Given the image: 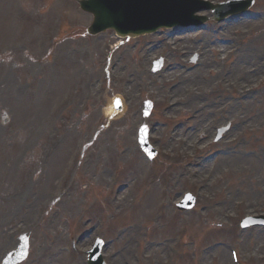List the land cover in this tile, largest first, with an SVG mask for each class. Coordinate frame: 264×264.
Instances as JSON below:
<instances>
[{
    "label": "rangeland",
    "instance_id": "obj_1",
    "mask_svg": "<svg viewBox=\"0 0 264 264\" xmlns=\"http://www.w3.org/2000/svg\"><path fill=\"white\" fill-rule=\"evenodd\" d=\"M43 1L45 2V0L40 2L43 3ZM4 5L6 6L4 10H9L14 6V4ZM2 8L0 7L1 10ZM58 11L56 13L60 16L52 21L56 23V26L45 27L40 39H44L48 43V35L51 32H54L52 35L57 34L58 37L66 39L74 35L69 42L71 44L72 40L85 34L86 22L77 17V14L74 16L72 12L66 14L62 9ZM256 12L259 14L253 15ZM13 14L12 19L14 18ZM245 14L251 19L242 18L232 23L228 21L221 23L220 27L215 29L211 24L206 23L208 30L187 31L181 35L178 34L175 37L177 40H174L175 45L183 42L179 46L188 45L186 47L191 49L189 52H198V48L191 47L194 45L192 41H205L207 36L208 40L211 38L214 43L217 40V46L220 48L218 58L223 62L222 55L230 48L233 41H238L240 48L243 44L249 43L253 54H256L257 61L260 62L264 58V41L254 42L252 38L257 35L258 30L264 35V26L260 27L264 23V0H254L251 8ZM5 16L10 19L8 12L5 13ZM243 19L253 20L254 24L244 27L241 24ZM228 27L232 32L230 31V35L224 38V33L227 32ZM219 28L220 30H218ZM30 37L33 39L28 44L21 45L19 35L5 30L4 27L0 28V89L6 94L4 99H0V259L5 253L15 249L19 236L25 233L29 236L30 252L28 258L20 264H82V261L73 262L76 255L73 257V255H65V253L60 252V247L63 246L66 238L67 240L74 239L75 236H81L82 233L89 231L91 234L86 235L82 242L81 240L78 242L79 253L85 248H89L93 236L97 234L95 232L96 225L99 220H103L105 223L101 230L102 233H100L104 240L108 241L104 247V253L109 259L111 257L114 259V255L118 254L119 264L126 262L132 264L129 257L133 254H139L141 257L149 240H161V246L165 248L168 237L175 235L185 217L187 225L186 244L179 247L177 251H172L175 258L171 264H232L228 252L229 246H236L237 248L239 246L242 264H264V227L262 229L261 227L248 228L242 232L237 227L239 218L244 215L264 214V176L254 173V179H252L244 171L245 166L248 165V160L261 158L251 156L252 151L256 155L260 152L263 153L264 83L248 96L253 107H257L260 101L263 102L261 110L254 113V108L240 106L241 112L246 113L245 115L242 117L238 114L235 117L228 116L232 109L236 110V104L241 101L234 103L226 112L220 110L221 104L225 101L222 98L223 94H236L250 84H255L256 78L263 74V66L259 68L255 61H248L246 64L250 78H246V83L235 88L230 87L233 86L232 84L224 87V80L228 77L229 70L218 73L217 77L220 78V82L223 81V85L216 88L217 92L207 95V99L213 100L212 108L200 109V112L197 110L199 114L196 121L199 124L200 121L209 124L211 115H218L222 118L220 122L213 123L208 127V135L212 137L210 139L203 137L201 140L203 141V144H200L202 154H195L202 163L197 173H192L188 169L186 177L178 178L177 173L182 170L181 165L187 162L186 157H191L190 154L193 153L192 147L190 145L184 147L183 143L175 146L174 143L168 142L167 131L162 127L156 128L152 132L150 139L152 138L155 146L159 149L155 164L159 163L160 167L165 168L163 172L158 174V177L159 175L161 177L154 181L145 167L147 164L137 150L136 144L134 143L133 146L132 135L135 130L130 131L133 126L130 129H126V127L122 129L121 127V123L127 120V116L118 120H115V117L110 118L103 111L107 107L106 103L103 102L99 105L95 104L93 108L90 107L86 114L77 108L78 97L81 95L76 94L83 92L81 82L85 78L86 69L94 71L96 75L98 73V70L95 71L96 69L92 66L93 61L85 56L86 50L90 48L89 44L84 45L83 56L74 54L65 63L62 57L56 58L52 51L47 52L49 45L39 43V37ZM155 38L159 40L160 36ZM142 40L143 38H141V42ZM74 43L76 44V42ZM119 50L120 56L117 60L120 57L122 60L126 59L133 51L132 48H128L127 44ZM194 52L184 58L185 65L191 64L190 59ZM89 54H92L91 50ZM236 54L226 57L224 60L226 65L233 66ZM147 61L149 60H146V67L144 68L148 73L150 72V62L147 63ZM199 62H203V60L197 61V63ZM204 66L206 63L198 67L196 76V79L201 81V88L209 86V81L205 79ZM65 68H68L69 73L64 71ZM114 71V81L107 84L110 87L107 101L115 94L121 95L125 92L124 81L119 78L120 75L125 80L128 79L127 77L134 79L132 77L134 70L126 69L125 64L116 65ZM200 71L202 74L198 77ZM234 75L231 73L229 77ZM66 76L72 77L70 82L73 80L77 82L72 85L70 93L68 91L69 82L67 85L61 86V81ZM93 78L96 77L92 73V84L95 82ZM159 78L158 75H155L152 80ZM200 81L192 82V85L197 82L200 83ZM58 83L60 87L55 91ZM9 86L12 87L9 93H13L17 86H21V96L25 97L22 99V104L15 105L12 103L15 99L14 96L7 97ZM148 88L150 90L154 88L155 91H161L162 94L170 86L163 85L160 89L157 82L150 81ZM59 90L62 91L60 95L58 94ZM62 94H68L71 97L76 95L74 108H70L71 112L75 114L66 113L63 115L61 113L56 121L61 122L66 118L69 122L68 125L63 126L60 122L56 124V121H52L48 125L50 127L48 130H56L59 125L62 132L70 129L71 132L74 130L76 133L68 143L63 136L60 145L51 155L52 157L50 156L48 161L41 163L37 157H40L41 152H46L53 146L51 142H47V139L44 141L35 140L36 132L39 129H46L47 126L45 120L39 122L40 119L37 118L38 105L33 99L37 100L40 97L45 99L43 104L46 105L45 111H48L53 104L59 103L58 98ZM144 94L150 97L154 95ZM188 96L189 93L183 89L177 95L180 99ZM124 101L126 103L133 102V100L129 101L128 99ZM133 103L138 107L140 106L137 98ZM164 104H166L165 101H158L156 108L153 109L148 118L150 123L166 122L168 127L174 123H185L187 131L190 132L191 140L196 142L204 136L201 124L197 131H190L193 124L187 120L190 112H184V115H177L171 119L159 116L160 108L164 107ZM20 109L21 111H19ZM120 116H116V118ZM222 119L224 121L231 120V129L224 134L221 140L214 141L213 130L219 125L226 124ZM106 125H111V127L103 133L102 130ZM23 126L26 130H21ZM181 132L184 131L181 130ZM200 133L202 136L198 140L197 134ZM66 137H69V132H67ZM120 138H123L124 141L122 142ZM79 143L85 146L78 165L79 168L69 182L68 194L63 196L64 198H58L55 183L62 177L60 173L70 151ZM233 148L249 151L247 152L249 156L240 153L230 156L231 158L227 160L218 159L219 151ZM81 153L82 151H80ZM8 162L9 168L13 163L18 162L13 172L3 169L4 164ZM54 163H60V168L55 173L52 172L55 167ZM31 165L35 167L34 171L32 168L29 169ZM167 177L171 183L176 184L174 191L178 194L184 189L196 193L195 186L191 182L201 183L203 187L202 198L197 196V202L194 208L190 210L191 212L175 215L170 212L173 219L167 222V218L163 224H156L152 217L154 216V208L159 202L158 185ZM86 182L89 183V186L85 184ZM118 186L121 190L120 197L115 204H111L107 198L109 191ZM235 201L243 202L241 209L233 210L231 208ZM51 202L53 204L48 206ZM91 204L92 206L89 207L88 205ZM47 206L48 208L55 207L56 212L50 216L45 215L43 219L40 216L41 221L35 227L27 226L32 215L34 216L39 209L44 212ZM202 207L203 214L197 215ZM112 211L113 214L111 215ZM227 213L229 215L226 217H230L228 219L225 218ZM148 224L151 228L157 225V228L151 230L148 228ZM233 226L237 232L235 236H232ZM116 229L120 231L121 239L119 238L120 233L116 235L114 232ZM127 231L132 232V235ZM217 241H221V246L214 245ZM137 243H139L138 246H136ZM210 244L214 246H212L213 248L210 247L209 254L206 256L204 251L207 247L209 248ZM124 245H127L125 250L122 249ZM163 251L164 249L155 259L154 264L164 262V255L166 257V254H163Z\"/></svg>",
    "mask_w": 264,
    "mask_h": 264
},
{
    "label": "bare ground",
    "instance_id": "obj_2",
    "mask_svg": "<svg viewBox=\"0 0 264 264\" xmlns=\"http://www.w3.org/2000/svg\"><path fill=\"white\" fill-rule=\"evenodd\" d=\"M257 14H259V12H256L253 15H257ZM242 18H245V17H242ZM231 22H236V20L233 19ZM241 24L244 25V27L247 25L252 26L254 24V21L243 19V20H241ZM262 26H264V23H262L260 27H262ZM230 27H228L227 32L224 33V35H225L224 38L228 37L230 35V31H231ZM252 39H254L253 40L254 42H256L258 40L264 41V35L258 30L257 35L255 37H253ZM253 41H252V43L255 44ZM194 46L196 48L205 49L207 52V53H203L201 55V57L202 58L204 57V59L206 60V63L208 64L207 68L204 69V73L209 80H212L209 82V88L211 90L210 92L212 93L215 90V89L212 90V88H216L218 85H220V83L218 81H215V79H214L215 78L214 76L218 72L216 70H214V68L210 69V67L213 65L221 66V61L218 58V54H220V48H219V46L214 48V47H210L209 45H205V44H201V43H197ZM248 61H255L259 65V67H261V64L256 59V54H253V51L251 50V45L249 43H245V44H243V46L241 48H239L238 53L235 56L234 68L230 71V73H234L235 75L232 77H226V79L224 80L225 81L224 87L227 85L230 86L232 84V85H234V88H235V87L240 86V85L247 82V81H245V79L250 78V76H249L250 72L248 73V71H247L248 67L246 64ZM181 67H183V66H181ZM209 69H210V71H209ZM167 71L170 73L168 75L169 80L174 79V78L179 80L178 89H177V85H176V91L170 95H177V93L181 89L186 90L188 93L190 92V95L192 96V98H191V100H189L187 102V105H188L187 107L191 110L198 109L199 112H200V109H208V108H210L211 105H213L212 101H209L207 99V93L209 92L208 87H206V88L202 87L201 88V82L200 83L197 82L194 85L191 84L193 81L196 80L197 70H195L194 72H190V73H185V72L183 73L182 71H181V73H173L176 71V67L173 64H171L170 67H168ZM201 74H202V71H200L198 77H200ZM165 80H166V78L164 77L162 80H160L158 82L164 83ZM222 83H223V81H222ZM141 84L143 86V84H144L143 80H141ZM139 86H140V84L138 85V87ZM11 89H12V87L9 86L8 91L11 92ZM242 96H244V95H242L241 93L238 94V98L241 99L242 101L240 103L236 104V106H235L236 110L232 109V112L228 113V116L235 117L238 114L240 117H242V115H245L246 113L241 112V110L239 108L240 106H244L246 108H254L255 109L254 113L257 112V110H261L263 108V102L262 101H260L257 104V107L256 106L253 107L251 105V100L250 99H243ZM169 100L173 101L171 96L169 97ZM13 104L18 105L21 103L13 102ZM174 108L177 111H181V108H179V107L174 106ZM106 109L108 111L107 114L113 116L114 113L112 112L113 107H112V101L111 100L108 101V107ZM19 111H21V109ZM44 113H45V107H44V104L42 101V103H39V105H38V116H37V118H39L41 121L44 120V117H45ZM191 117H194V116L191 115ZM201 126L204 129V136L208 137V126H210V125L208 123L204 122V123H202ZM21 130H26V129H24V126H23ZM45 133H47V129L45 130V132L43 134H40L37 131L36 136L42 137ZM173 137L175 140L181 141V143H183L184 145H188L189 141L191 140L190 133L185 134L183 136H181L179 133H175V134H173ZM237 150H238L237 148H233L231 151H226L225 155H224V151H222V155L219 156L218 159L219 160H227L228 158L230 159L231 158L230 156L232 155V153L234 151H237ZM257 157L258 158L261 157V158L256 159V160H253L251 158L250 160H248V165L245 166V168H244L245 173L249 177H251L252 179H254V173L259 174L260 176H264V156H263V153H261V152L258 153ZM236 159H242V158H236ZM129 234L132 235L130 232H129ZM81 238H82L81 239V242H82L83 237H81ZM124 238H125V236H124ZM125 249H127V245H124L123 250H125ZM158 249H159L158 247L157 248H149V250L145 256L146 263H150L151 259H153L154 255L158 252ZM116 257H118V254L114 255V258L117 262L118 258H116ZM76 259L77 260L80 259V253L77 255Z\"/></svg>",
    "mask_w": 264,
    "mask_h": 264
}]
</instances>
